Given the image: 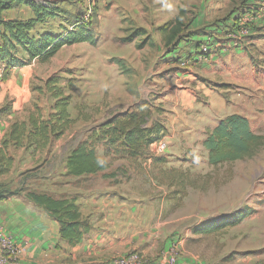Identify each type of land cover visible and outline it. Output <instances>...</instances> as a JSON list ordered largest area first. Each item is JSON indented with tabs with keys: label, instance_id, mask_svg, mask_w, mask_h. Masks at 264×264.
<instances>
[{
	"label": "rangeland",
	"instance_id": "obj_1",
	"mask_svg": "<svg viewBox=\"0 0 264 264\" xmlns=\"http://www.w3.org/2000/svg\"><path fill=\"white\" fill-rule=\"evenodd\" d=\"M35 1L47 3L59 12L36 25V31L64 33L72 28L71 23L80 20L94 35L95 44L64 46L44 63L34 60L9 68L0 63V120L6 126L0 140L12 123L27 121L29 112L36 107L44 120L54 121L55 99L45 87L51 76H58L57 85L71 96L67 110L72 120L60 135L49 134L44 147H27L26 141L19 147H7L13 162L9 171L0 176V191L12 194L5 199L7 202H0V211L22 210L4 206L9 202L14 206L29 203L25 190L57 197L76 196L71 194L78 192V187L93 186V190L79 194L88 203L92 198L109 199L105 192L113 185V197L130 205L125 242L130 247L122 248L119 257L137 254L139 264H168L169 255L176 257L175 264H264V145L250 157L210 165L202 146L207 130L203 135L196 132L191 142L183 131L174 138L159 118L161 109L155 106V98L173 83L170 74L185 68L180 65L181 54L167 55L170 47L164 45L158 30L167 16L180 11L255 12L256 8L248 7L246 0ZM4 17L27 20L33 13L27 6L17 5ZM135 28H143L154 45L138 48L144 35H133ZM130 35L131 41H124ZM181 37L187 41V35ZM223 87L226 85H215L218 90ZM229 89L222 93L224 98L230 103L232 99L240 102L236 109L247 116L254 133L264 136V94L234 85ZM140 101L150 102L154 108L152 119L166 129V138L154 148V156L164 157L165 162L112 160L97 144L96 154L108 161V169L91 177L66 175L65 161L70 151L112 114L131 109ZM164 110L169 117L174 114L173 109ZM112 172L114 177H109ZM34 205L30 203L32 208ZM242 208L249 213L234 226L212 233L193 231ZM12 228L0 226V245L5 240L20 250L21 240ZM16 260L17 256L14 264ZM62 262L73 264L68 257Z\"/></svg>",
	"mask_w": 264,
	"mask_h": 264
},
{
	"label": "crops",
	"instance_id": "obj_2",
	"mask_svg": "<svg viewBox=\"0 0 264 264\" xmlns=\"http://www.w3.org/2000/svg\"><path fill=\"white\" fill-rule=\"evenodd\" d=\"M246 3L250 4L248 7H255L256 11L186 12L191 19L180 36L187 35V41L181 37L167 54H181L180 65L185 68L179 67V71L170 74L173 83L155 98L158 104H154L161 109L159 118L174 138L178 133L180 137L183 131L191 142L196 132L203 135L205 130L213 128L229 115L238 114L247 118L243 111L236 109L240 102L232 99L230 103V99L222 94L230 91L231 85L264 94V0H246ZM177 15L178 12L167 16L157 27ZM218 84H225L226 87L218 90L215 88ZM164 109H173L174 114L169 117ZM5 127L0 120V136ZM109 177H114V173ZM78 188V192L71 195L77 196L79 211L90 229L75 246H69L60 237L57 221L40 207L34 205L32 208L30 201L26 205L22 203L23 207L10 202L9 206H4L8 210L22 209L9 213L0 211V226H14L21 240L17 264H64L62 260L66 257L73 264H114L122 248L130 247L125 243L130 205L113 197L115 186L107 187L105 193L109 199L92 198L88 203L79 194L94 187ZM131 209L134 210V206Z\"/></svg>",
	"mask_w": 264,
	"mask_h": 264
},
{
	"label": "trees",
	"instance_id": "obj_3",
	"mask_svg": "<svg viewBox=\"0 0 264 264\" xmlns=\"http://www.w3.org/2000/svg\"><path fill=\"white\" fill-rule=\"evenodd\" d=\"M17 5L27 6L32 11L33 17L27 20L5 18V12ZM58 14L59 12H55L49 4L35 0H0V63L4 62L8 68L29 64L34 60L44 63L64 46L82 42L95 44L94 35L80 20L71 23L72 28L64 33L50 30L36 31V25H41L48 18ZM190 19L186 16V12L180 11L174 19L158 27L166 47H172L180 41V33L186 29ZM133 35H144L137 44L138 48L146 44L154 45L143 28H135ZM131 37L132 35L124 41H131ZM20 54L22 55L19 56ZM116 63L123 65L121 60H116ZM58 79V76H51L45 82V87L55 99L54 121L44 120L39 108L36 107L29 112L27 121L12 123L0 140V176L8 172L12 166L13 159L7 152L10 144L19 147L26 141L27 147H44L49 134L56 132V136L60 135L72 122L67 110L71 96L64 94L57 85ZM153 110L149 101H140L133 108L116 112L97 125L86 140L70 151L65 161L66 175L91 176L108 169V161L99 159L96 154L97 144H101L105 149L104 156L112 160L151 159L154 162H165L164 157L154 156V148L166 135V129L163 124L152 119ZM263 145L264 136L252 132L248 119L238 114L229 115L213 128L208 129L202 141V146L207 151V161L214 166L250 157ZM10 193L7 195L0 191V202L8 198L12 194ZM25 198L57 221L59 235L69 246L78 244L90 229L89 223L81 216L76 196L57 197L46 192L25 190ZM248 213L246 208H242L221 217L218 222L201 224L193 231L194 233L217 232L238 224Z\"/></svg>",
	"mask_w": 264,
	"mask_h": 264
},
{
	"label": "built area",
	"instance_id": "obj_4",
	"mask_svg": "<svg viewBox=\"0 0 264 264\" xmlns=\"http://www.w3.org/2000/svg\"><path fill=\"white\" fill-rule=\"evenodd\" d=\"M19 253V248L11 244V242L3 240L0 245V264H13L15 256ZM176 257L169 255L167 257L168 264H175ZM114 264H139V258L137 254H130L127 256L118 257L114 260Z\"/></svg>",
	"mask_w": 264,
	"mask_h": 264
}]
</instances>
